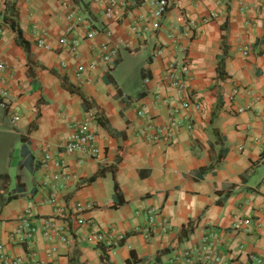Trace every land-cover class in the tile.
Instances as JSON below:
<instances>
[{"label":"crops","instance_id":"1","mask_svg":"<svg viewBox=\"0 0 264 264\" xmlns=\"http://www.w3.org/2000/svg\"><path fill=\"white\" fill-rule=\"evenodd\" d=\"M5 1L0 0V60L12 70V96L21 116L4 125L8 119L0 115V247L7 256L25 264H69L78 250L77 264H170L214 232L223 264L264 259V0H168L161 18L153 14V0H116L108 16L105 2L96 0H14L29 55L3 22ZM72 11L86 20L72 36L96 33L81 41L76 55L58 43ZM222 36L226 77L220 83ZM104 42L118 49L117 60L86 70L78 81L75 68L96 63V48ZM169 64L189 65V86L202 108L183 112L192 131L181 127L172 143H149L145 130L153 134L166 123L168 106L161 100L175 98L164 80ZM60 78L82 93L87 109ZM233 88L240 93L232 99ZM243 88L259 97L250 107ZM239 108L245 110L236 113ZM86 120L98 153H66L70 125ZM44 149L62 162L67 176L58 191L60 212L44 201L53 172L40 166ZM219 157L215 173L207 170ZM101 168L108 169L104 176L88 182ZM114 200L119 205L112 207ZM77 204L83 209L77 218L89 224L76 222ZM25 214L36 230L28 243L16 236ZM240 218L249 224L234 231L231 225ZM187 221L196 223L194 231L178 243ZM46 222L55 230L51 239L42 236ZM112 229L123 239L116 247L85 240L92 231ZM56 232L68 244L56 240Z\"/></svg>","mask_w":264,"mask_h":264},{"label":"built area","instance_id":"2","mask_svg":"<svg viewBox=\"0 0 264 264\" xmlns=\"http://www.w3.org/2000/svg\"><path fill=\"white\" fill-rule=\"evenodd\" d=\"M98 2H105V14L106 16L112 14L117 8L118 3L116 0H96ZM152 5L154 6V16L156 18H161L168 10L169 1L168 0H153ZM67 19L70 24L66 28L65 33L58 40L61 48H64L71 54L76 55L80 43L82 40H92L95 37V31L87 32L82 38H75L73 33L76 29L83 25L86 20L72 11L68 14ZM0 31V35H1ZM104 34L106 36L110 35V32L105 30ZM44 45L42 40L38 41V46ZM97 51V62L89 64L88 66H77L74 71V75L78 81H82V75L86 70H93L98 66H106L108 64H113L117 60L118 49L110 44L109 42L101 43L96 48ZM244 54L247 51L243 52ZM65 67V65H62ZM189 65H175L169 64L165 69L164 80L167 81L168 86L171 90L175 92V98L172 100L169 97H165L161 100L162 103L168 106V114L166 118V123L164 126L156 128L153 134L149 133V130H145L144 140L149 143H156L159 141H164L167 144L173 142L174 131L183 127L187 131H192L195 129L194 125L189 121L188 115L183 114V112L188 111L193 108L196 111H200L202 105L189 86ZM12 78V70L10 67L2 60H0V115L6 117L11 125H14L20 120V112L16 107V101L12 96V87L10 80ZM242 91L247 97L250 98L249 107L258 101L259 97L253 89L243 88ZM240 93V88H233L231 92V97L236 98ZM264 93V91H263ZM245 108L236 109V113H241ZM140 115L142 114L139 113ZM89 120L81 123H73L70 125L71 135L64 146L66 153H79L82 156L93 157L98 153V150L93 144L94 133L89 129ZM40 166L46 172L52 167L53 172L47 175L48 181L45 186H47L48 191L45 193L44 201L46 204L54 206L57 211L60 208L57 207L59 201L58 191L64 188V182L67 181V176L64 174V168L62 162L59 159H54L50 154L43 150V156L40 159ZM264 194V191H263ZM264 207V204L262 205ZM83 209L79 204H77L72 210L76 222L80 225L89 224L90 221H85L77 218L79 213ZM27 213V212H25ZM26 214L20 217L22 226L16 231V236L19 241L28 243L34 234L36 233L35 228L31 227L27 219ZM155 218V211L150 210L148 212V220L150 223L153 222ZM249 224L248 219H238L234 221L231 225L234 231L243 230L247 228ZM42 236L47 239L52 238V229L49 222H46L43 226ZM51 233V236H50ZM55 239L62 244H68V239L64 236L59 235L57 232L54 233ZM122 237L116 234V231L112 229L109 233H102L100 231H92L86 237V241L95 245H103L107 249L116 247ZM217 235L214 232H208L197 246L187 248L183 250L180 254L176 255L170 264H223L224 258L219 252ZM242 247L240 246V249ZM229 264H264V259L258 257H249L246 260L230 259ZM0 264H25V261L21 258H12L7 256L2 247H0ZM29 264V263H28ZM31 264V263H30ZM36 264V263H35Z\"/></svg>","mask_w":264,"mask_h":264},{"label":"trees","instance_id":"3","mask_svg":"<svg viewBox=\"0 0 264 264\" xmlns=\"http://www.w3.org/2000/svg\"><path fill=\"white\" fill-rule=\"evenodd\" d=\"M5 13L3 15V22L6 23L10 29L12 31H14L16 33V44L20 47H22L24 49V51L26 52L27 55H29L30 52V45L29 43L22 37V32L20 30V28L17 26V23L15 21V17L17 15V12L15 10V2L14 0H6L5 2ZM226 25L227 23H224L222 25V31L224 32L226 29ZM225 36H222V52L220 53V55L218 56V63H217V67H216V72H217V77H218V81H221L226 77L225 75V71H224V60H225ZM62 81V87L72 93V94H77L79 95L82 104L84 106V109H87V100L85 99V97L82 95L81 92H79V90H77L74 87L71 86H66L64 79L60 78ZM96 121L98 124H100L101 126L105 127L106 129H108V131L110 133H112V131L106 126V122L102 121L101 118H96ZM120 158L118 156L117 158V162H119ZM222 162V158L219 157L217 159V161L214 164H211L207 170H209L212 173H215L217 166ZM108 171L107 168H101L94 176H92L88 182H93L97 177H101L104 176L105 172ZM109 171L113 174L114 173V169H109ZM3 177V176H2ZM119 195V190H118V186L117 184H115L114 186V198H116ZM16 197V194L12 195V196H8L6 199V202H9L10 200L14 199ZM116 204L115 200H114V204L112 205V207H115ZM196 226V223L193 221H187L181 228L179 236L177 238V242L180 243L182 241H184L185 239L188 238L189 235H191L194 231V228ZM122 240L120 241V243H122ZM79 256V252L78 250H74L73 251V256L70 258L69 260V264H77V258Z\"/></svg>","mask_w":264,"mask_h":264},{"label":"rangeland","instance_id":"4","mask_svg":"<svg viewBox=\"0 0 264 264\" xmlns=\"http://www.w3.org/2000/svg\"><path fill=\"white\" fill-rule=\"evenodd\" d=\"M9 122L8 121H5L4 122V125H6V124H8ZM16 171V168H11V171H10V173H13V172H15Z\"/></svg>","mask_w":264,"mask_h":264}]
</instances>
